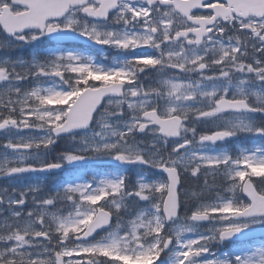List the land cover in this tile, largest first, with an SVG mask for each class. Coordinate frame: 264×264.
<instances>
[{"label":"snow or ice","instance_id":"1","mask_svg":"<svg viewBox=\"0 0 264 264\" xmlns=\"http://www.w3.org/2000/svg\"><path fill=\"white\" fill-rule=\"evenodd\" d=\"M0 181V264H264V0H0Z\"/></svg>","mask_w":264,"mask_h":264},{"label":"flooded vegetation","instance_id":"2","mask_svg":"<svg viewBox=\"0 0 264 264\" xmlns=\"http://www.w3.org/2000/svg\"><path fill=\"white\" fill-rule=\"evenodd\" d=\"M69 46H73L74 44L69 43ZM81 50H85L88 51L89 54L96 56L98 59H103V56L106 54L109 57V60H111L112 57H114L116 55V52L114 50L111 49H105L104 53H101L98 51V48H91V49H85V48H81ZM15 55H26L25 53H15ZM3 183H7L6 181H0V184ZM51 186V180L48 182V184L45 186V190H47V187Z\"/></svg>","mask_w":264,"mask_h":264}]
</instances>
